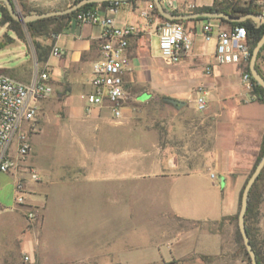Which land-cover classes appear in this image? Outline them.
Listing matches in <instances>:
<instances>
[{"label": "rangeland", "instance_id": "374dc122", "mask_svg": "<svg viewBox=\"0 0 264 264\" xmlns=\"http://www.w3.org/2000/svg\"><path fill=\"white\" fill-rule=\"evenodd\" d=\"M12 1L21 14H24L21 5L41 13L64 9L74 2ZM252 6L264 14V0H253ZM1 17L0 6V73L16 80H28L36 68H42L37 60L36 47L53 44V35L31 37L25 24H3ZM182 21L188 32L191 23ZM203 23L204 20L196 21L191 38L194 48H199L213 62V39L204 41L201 35ZM53 27L54 24L50 25V29ZM14 28L18 29L20 36ZM151 49L152 56L158 58L157 36L151 39ZM201 64L200 67L205 62ZM257 65L264 76V51ZM220 68L226 77L234 74L232 64H224ZM241 91L248 96L244 86ZM235 92V88L231 87L212 94L216 100L219 98L226 119L224 122L233 117L264 119V106L258 103L237 105L235 99H229ZM58 93L56 90L39 108L34 130L29 133L30 153L18 161L13 170L0 173V264H250L243 242L236 233V221L174 219L168 212L166 188L154 178L134 179L131 200L129 182L114 186L109 183L96 185L88 181L79 184L62 181L61 167L66 165V155L78 148L82 137L78 122L73 119L65 121L63 97ZM71 99L70 107L77 115L82 100L77 94H73ZM254 101L258 102L255 98ZM128 104L134 117L145 119L150 139H154L157 146L180 154L185 164L181 167L203 159L195 152L199 143L197 123L205 110L198 112L186 106H174L163 101L158 94L148 101L134 104L129 100ZM228 126L227 130L224 127L225 138H230L233 132L234 126ZM88 136L87 147L92 148L95 143L92 129L88 130ZM261 141L252 166L259 154ZM31 158L33 166L29 162ZM252 166L245 172V180ZM144 170L146 174H152L157 166L145 160L138 171ZM206 170L205 166L203 172H207L206 177L200 175L199 179L206 185H212ZM33 173L36 178L32 177ZM214 182L213 186L220 193L217 178ZM259 192L258 219L257 222L252 220L250 226L255 239L263 241L264 182L259 186ZM208 233H218L221 237L222 248L216 255H208L218 246V239L208 236ZM262 246L264 251V244ZM190 248L195 251H190Z\"/></svg>", "mask_w": 264, "mask_h": 264}, {"label": "crops", "instance_id": "0c3cea01", "mask_svg": "<svg viewBox=\"0 0 264 264\" xmlns=\"http://www.w3.org/2000/svg\"><path fill=\"white\" fill-rule=\"evenodd\" d=\"M248 1L171 0L169 3L167 0H160L166 10L175 13L192 12L212 6L214 3L217 6H226L231 2L243 5ZM152 4L150 0L122 1L115 7L113 13L118 25H131L137 30L125 52L127 61L124 79L128 96L119 118H114L106 107H92L88 110L83 99V95L90 89L91 65L100 54L98 39L100 28L97 25L69 23L57 33L58 38L54 40L61 56H49L45 64L39 63L42 68L46 66L48 70L53 87L52 94L58 90V95L63 97L61 102L66 110L65 121L70 122L73 119L78 122L82 137L78 148L66 155V165L61 167V179L73 184L88 181L96 185L109 183L114 186L129 182L128 194L131 200L134 179L154 178L166 188L168 212L174 219L217 222L223 218L233 217L238 213L245 172L252 166L264 133V119L233 117L229 118V122H224L226 119L219 98L216 100L212 94L232 87L237 93L235 92L229 99H235L237 105L258 103L264 106V103L254 101L250 90L245 87L242 80L245 62L224 63L234 65L232 76L226 77L222 72L220 66L224 64L217 63L214 57L215 29L211 37L213 62L199 48H194L193 40L191 49L184 59L174 65L167 63L161 54L158 58L153 57L151 39L156 36L153 24L162 19L152 13ZM105 7L97 6L96 9L100 14H105ZM142 12L148 13L150 22L141 15ZM203 20V25L210 20L219 28L229 27L228 24L219 23L216 19ZM184 22L191 23V28L187 32L191 38L195 33L196 21L189 19ZM202 62L205 64L200 67ZM205 65L210 66V74L204 72ZM27 81L29 79L23 80ZM200 85L206 91V109L197 123L199 143L195 155L203 159L193 165L181 167L185 164L182 163L180 154L159 147L154 139H150L147 122L132 115V107L128 101L134 104L141 103L158 94L163 101L164 98H172L185 102L183 106L187 108L195 109L196 87ZM243 86L248 91V96L242 93ZM73 94H77L82 100L81 110L77 115L70 107ZM44 101L45 99L40 101L39 107ZM228 124H232L234 128L230 138H225L224 127L227 130ZM89 129L94 132L95 143L92 148L87 147ZM145 160L157 166L156 172L146 174L145 170L138 171ZM29 162L34 165L32 158ZM205 166L206 171H209L208 177L212 185H206L199 179L200 175L205 177L207 175V172H203ZM176 171L179 172L175 173ZM211 174H214V179L210 177ZM216 178L221 186L220 193L213 186ZM261 223H264V219ZM208 236H215L218 239L217 249L208 253L216 255L222 248L221 237L218 233H208ZM190 251L195 250L190 248Z\"/></svg>", "mask_w": 264, "mask_h": 264}, {"label": "built area", "instance_id": "2783aa9c", "mask_svg": "<svg viewBox=\"0 0 264 264\" xmlns=\"http://www.w3.org/2000/svg\"><path fill=\"white\" fill-rule=\"evenodd\" d=\"M37 2L39 0H27ZM169 3L171 0H167ZM119 1H110L105 14L97 9L75 13L70 23L93 24L100 28V54L91 65L90 89L83 95L88 110L92 107H106L114 118L122 115V108L127 99L124 74L126 71L125 52L131 38L137 33L131 25H118L113 13ZM141 15L150 22L148 13ZM216 33L214 57L219 64L248 62L250 45L247 32L243 26L219 28L208 20L202 26V35L209 41ZM153 31L158 37L161 56L169 64H176L184 59L192 46V39L182 24L169 20H160L153 24ZM54 40L58 34L53 35ZM50 55L60 57V49L55 42ZM210 66L205 73L210 74ZM242 80L247 90L252 89L250 75L242 73ZM53 93L50 76L46 66L36 68L29 81L23 82L0 73V173L13 170L18 161L24 159L31 151L29 133L34 130L39 114V103ZM195 109L202 112L206 109V91L202 85L196 88ZM33 178L36 175L32 174ZM212 179L215 178L211 174ZM21 201V198H18ZM28 260V257L25 258Z\"/></svg>", "mask_w": 264, "mask_h": 264}, {"label": "trees", "instance_id": "16d2710c", "mask_svg": "<svg viewBox=\"0 0 264 264\" xmlns=\"http://www.w3.org/2000/svg\"><path fill=\"white\" fill-rule=\"evenodd\" d=\"M12 1V0H11ZM79 0H74L73 3L77 2ZM127 1H133V0H127ZM252 2L253 0H249L248 2H246L243 5H238L236 2H231L228 3L226 6H217L216 3H214L212 6L209 7H202L199 9H196L192 12H212V11H219V12H224L226 14L229 15H241V14H245L247 12H251L254 14H260L253 6H252ZM13 3V1H12ZM109 3V1H105L102 3H91V4H86L84 6H82L81 8H79L78 10L67 14V15H61V16H53V17H48V18H43V19H39L33 22H29L26 23L25 26L28 29L29 34L31 35V37H36V36H43V35H54L59 33L60 31H62L64 28L67 27V25L70 23L72 16L79 12V11H85V10H92V9H96L97 6H106ZM14 5V4H13ZM1 6V22L3 24L6 23H10L14 26H18L21 25L20 23L14 21L11 19V17L9 16L7 10L5 7L2 6V3H0ZM22 6V13L24 14H30V13H39L36 12V10H30L27 9V7L25 5H21ZM15 7V6H14ZM152 13L154 15H156L157 17H159L160 19H163V17H161L154 4H152ZM175 13V12H174ZM194 21L197 20H203L201 18L198 19H193ZM219 23H224V24H228L229 27H233V26H243L247 32V39L250 45V53L251 50L253 48V46L255 45V43L257 42V40L260 38L262 32H263V27H256V25L250 21H244V22H228L225 21L223 19L221 20H217ZM171 22H178V23H182V20H174ZM54 24V27L52 29H50V25ZM14 31L16 32V34L18 36H20V33H18V29L14 28ZM52 47V44L46 45V46H37L36 47V53H37V60L39 63L41 64H45L48 57H49V51ZM264 51V46L262 47L259 55H258V59L261 57V52ZM256 68L258 69L259 73L262 75L261 71L259 70L258 65L256 64ZM244 72H247L250 75L249 69H248V63H246L243 67ZM263 76V75H262ZM264 77V76H263ZM250 81L252 84V89H251V94L253 95V97L259 102V103H264V89L259 86L251 77L250 75ZM264 152V135L262 137V141H261V145H260V150H259V154L252 166L251 171L253 170L254 166L256 165V163L259 161V159L261 158L262 154ZM250 171V173H251ZM249 173V175H250ZM248 175V176H249ZM247 179V178H246ZM246 181V180H245ZM264 182V168L262 169L261 173L259 174L258 178L256 179L255 183L253 184L252 188L250 189L249 192V196H248V205H247V210L245 213V228H246V232L251 244V247L255 253L256 256V260H257V264H264V251H263V244H264V240L263 241H257L254 237V232L253 229L250 226V222H252V220L255 222H257L258 219V214H259V210H258V205L261 202V195L259 192V186L261 185V183ZM245 183V182H244ZM242 191V189H241ZM241 191H240V195H241ZM240 199V197H239ZM240 201V200H239ZM223 219H228V220H234L236 221L237 219V214L234 215L233 217H228V218H223ZM222 219V220H223ZM236 233L239 237L240 240L241 236L239 234L238 228H236ZM244 253L248 258V255L246 253L245 248L243 247Z\"/></svg>", "mask_w": 264, "mask_h": 264}, {"label": "water", "instance_id": "95a60500", "mask_svg": "<svg viewBox=\"0 0 264 264\" xmlns=\"http://www.w3.org/2000/svg\"><path fill=\"white\" fill-rule=\"evenodd\" d=\"M105 1H127V0H79L64 9H57V10H50L41 13H30V14H21L18 12L11 0H0L3 3L4 7L6 8L9 16L12 20L26 24L29 22H33L39 19L53 17V16H61L70 14L82 6L91 3H102ZM154 4L158 14L163 17L164 20L174 21V20H189V19H216V20H225L228 22H244L247 20L252 21L256 27H263V32L260 38L257 40L255 45L253 46L249 59H248V69L250 72L251 77L253 80L264 89V77L259 73L258 69L256 68L258 55L264 46V14H254L251 12H247L241 15H229L224 12L219 11H212V12H188V13H174L166 10L160 0H150ZM169 104H172L177 107H181L185 104L183 101H179L172 98H164ZM264 168V152L259 159V161L254 166L253 170L251 171L250 175L247 177L241 191L240 201H239V209L237 213V228L239 234L241 236L244 248L249 258L250 264H257L255 253L251 247L246 228H245V213L247 210L248 205V196L250 189L252 188L253 184L255 183L256 179L258 178L259 174L261 173L262 169Z\"/></svg>", "mask_w": 264, "mask_h": 264}]
</instances>
